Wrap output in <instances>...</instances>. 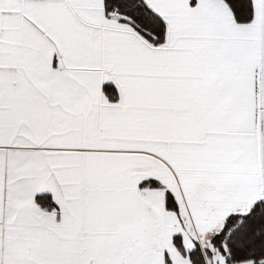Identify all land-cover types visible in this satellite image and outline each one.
Wrapping results in <instances>:
<instances>
[{
	"label": "snow or ice",
	"instance_id": "snow-or-ice-1",
	"mask_svg": "<svg viewBox=\"0 0 264 264\" xmlns=\"http://www.w3.org/2000/svg\"><path fill=\"white\" fill-rule=\"evenodd\" d=\"M0 264H264V0H0Z\"/></svg>",
	"mask_w": 264,
	"mask_h": 264
}]
</instances>
